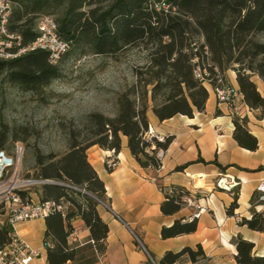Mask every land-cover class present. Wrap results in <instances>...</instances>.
I'll use <instances>...</instances> for the list:
<instances>
[{"label":"trees","instance_id":"16d2710c","mask_svg":"<svg viewBox=\"0 0 264 264\" xmlns=\"http://www.w3.org/2000/svg\"><path fill=\"white\" fill-rule=\"evenodd\" d=\"M10 29L33 40L37 20L43 15L56 16L59 35L71 42V49L90 50L96 54H114L134 45L147 53L150 64L137 67L136 84L122 92L117 100L115 118L100 113L88 117L79 132L70 128L69 149L62 155L36 154L38 175L50 180L42 184V200L63 202L67 208L49 214L45 243L48 264H66L75 251L68 244L73 230L71 219L80 216L90 228L99 250L104 251L108 225L98 212L94 196L105 195L104 182L91 165L87 149L99 145L119 152L123 136L133 156L143 167L159 168L157 149H166L172 137L160 141L149 138L148 111L161 119L176 114L193 116L204 111L209 98L208 86L195 76V67L208 66L214 75L218 70L233 69L244 101L264 112V97L252 80L253 74L264 78V0H13ZM168 6V7H165ZM69 50V52L71 51ZM68 52V53H69ZM8 72L10 82L26 91H37L49 85L60 74L58 65L49 61L46 51H33L15 59H0V75ZM237 141L256 147L257 141L239 120H235ZM3 144H0L2 147ZM155 146V147H153ZM179 169L182 166L178 167ZM86 188L82 194L72 186ZM161 205L165 214L178 212L190 195L186 188L173 186L165 190ZM24 194V192H22ZM238 194L228 207L233 214ZM54 217L51 221L50 218ZM67 220V227L64 224ZM55 222V223H53ZM197 218L164 226L162 236L173 237L197 229ZM242 223L264 231V215L257 210ZM10 241L9 228L0 225V247ZM234 264H264V254L255 253V244L239 236ZM188 257L195 262L205 258L201 244L180 251H167L160 264H175Z\"/></svg>","mask_w":264,"mask_h":264},{"label":"crops","instance_id":"0c3cea01","mask_svg":"<svg viewBox=\"0 0 264 264\" xmlns=\"http://www.w3.org/2000/svg\"><path fill=\"white\" fill-rule=\"evenodd\" d=\"M225 76L240 89L235 70L228 69ZM252 80L264 97V80L258 74H253ZM208 89L205 110L195 111L193 116L176 114L161 120L149 109L150 128L165 139L172 137L166 149H157V154L163 150L162 156H157L161 160L159 168L143 167L133 156L126 136L119 152L97 144L87 149L88 160L105 185L103 200L111 208L98 205V212L108 225L105 249L99 250L90 228L80 216H75L68 237L75 255L66 264H160L167 251L197 244L202 245L205 258L193 262L184 257L175 264H234L239 236L255 244V253L264 254V231L251 229L240 220L252 217L256 188L264 179V112L251 108L242 96L237 107L243 117L231 115L228 106L219 105L212 88ZM236 119L255 137L256 147L237 141ZM110 159L115 160V165L107 164ZM222 174L238 182V207L233 214L227 209L236 195L216 187ZM197 179L204 184L196 186ZM173 186L189 190L194 204L186 202L178 212L165 214L161 209L166 199L162 187L170 190ZM39 192L42 197V190ZM31 197L35 200L33 194ZM202 208L194 232L162 236L164 226L173 225L177 219L192 220ZM64 224L67 227V220ZM47 228V218L17 225L18 234L37 251L31 264H48Z\"/></svg>","mask_w":264,"mask_h":264},{"label":"built area","instance_id":"2783aa9c","mask_svg":"<svg viewBox=\"0 0 264 264\" xmlns=\"http://www.w3.org/2000/svg\"><path fill=\"white\" fill-rule=\"evenodd\" d=\"M14 7L13 0H0V59H15L33 51H46L49 61L53 65H59L64 56L71 49V42L61 37L58 32V24L54 16L43 15L38 18L36 24V37L28 42L24 41L23 35L10 29V18ZM168 7V6H165ZM214 75L208 66L198 64L195 67V76L210 86L216 96L219 105L226 104L231 115L243 117L237 107L239 98L242 97L240 89L227 82L218 71ZM147 137L155 136L160 141H165L161 135H157L152 128L146 133ZM160 149L158 156H162ZM24 156V146L17 144L13 153H8L5 149L0 150V181L5 192L4 212L1 214L0 225L9 228L10 241L0 247V264H31L37 256V251L33 249L28 241L17 232V225L21 222L46 218L53 212H65L67 206L63 202L54 200H33L25 191L35 184H43L50 180L22 178V160ZM109 166L115 165V160L107 161ZM72 186V185H71ZM238 182L226 174H222L216 181V187L228 192H234ZM82 194L89 193L86 188L72 186ZM258 192L255 201L256 210L264 215V179L258 184ZM24 192V194H22ZM99 206L111 209L101 197L94 196ZM188 204H194L191 196H186ZM199 212L194 214L198 217ZM242 221V218H240ZM47 244L45 243V246Z\"/></svg>","mask_w":264,"mask_h":264},{"label":"clouds","instance_id":"9594fccd","mask_svg":"<svg viewBox=\"0 0 264 264\" xmlns=\"http://www.w3.org/2000/svg\"><path fill=\"white\" fill-rule=\"evenodd\" d=\"M150 60L133 67H146ZM54 78L42 91L46 103H31L32 98L19 88H8L9 106L4 110L5 119L18 124H26L39 133V145L46 155L51 151H61L65 147L66 135L61 122L70 125L74 131H81L88 123V117L100 113L106 118H115L119 94L126 86L134 83L133 75L127 69L109 64L94 70V78L86 89L77 90L71 84L59 83ZM67 97L64 99L63 97Z\"/></svg>","mask_w":264,"mask_h":264},{"label":"rangeland","instance_id":"374dc122","mask_svg":"<svg viewBox=\"0 0 264 264\" xmlns=\"http://www.w3.org/2000/svg\"><path fill=\"white\" fill-rule=\"evenodd\" d=\"M54 17L56 16L54 15ZM261 39L264 41V34L261 35ZM145 60H148L146 51L141 47L134 45L128 46L114 54H96L90 50L81 51L79 49H71V51L64 56L58 65L60 72L59 76L57 77L59 78L58 86L62 81L65 84H71L73 87H76L77 90H86L93 81L94 70L97 68L108 67L109 64L118 66L121 69H127L133 75L134 83L131 85L133 86L137 81V76L135 74V69L137 67L133 66L137 64H143ZM262 79L264 80V78ZM9 87L19 88L22 90L25 95L32 98L31 103L33 104L46 103L47 101L44 97L42 88L38 89L37 91H26L9 81L8 72H4L0 75V144H3V146L0 147V150L5 149L8 153H13L16 145L22 144L24 146L22 178L41 179V177L38 175V170L36 169V154L38 151L42 152L38 139L39 133L34 132V130L26 124H18L15 120L9 122L5 119L4 110L9 106ZM128 88L129 86H126L124 91H126ZM63 98L67 99L66 96ZM117 113L118 103L116 115ZM59 126L65 131L67 138L65 147L61 151L50 150L47 154L56 153L58 155H62L69 149V131L71 126H65L63 122H61ZM156 155L158 156L157 153ZM2 183L3 181H0V218H3L1 214L4 212L3 206L5 200V192L3 187H1ZM203 184V180L197 179L196 186H201ZM41 188L42 184H35L29 187V189L25 191V194L29 195L30 197L33 194L35 201L42 200L41 193L39 192ZM235 188L234 195H236L238 191L237 187ZM36 195L39 196V199L36 198Z\"/></svg>","mask_w":264,"mask_h":264}]
</instances>
